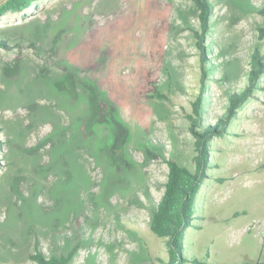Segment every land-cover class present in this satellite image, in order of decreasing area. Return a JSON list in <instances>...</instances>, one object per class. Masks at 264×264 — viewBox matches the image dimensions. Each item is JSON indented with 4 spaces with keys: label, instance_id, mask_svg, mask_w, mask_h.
<instances>
[{
    "label": "rangeland",
    "instance_id": "374dc122",
    "mask_svg": "<svg viewBox=\"0 0 264 264\" xmlns=\"http://www.w3.org/2000/svg\"><path fill=\"white\" fill-rule=\"evenodd\" d=\"M212 71L203 123L214 124L230 92L246 85L264 0H209ZM173 7L160 88L144 132L107 96V61L82 72L65 56L125 0H40L0 18V264H34L29 255L66 254L71 264H168V247L150 230L171 158L194 171V137L185 117L199 86V50L190 27L198 10ZM35 43L33 47L31 44ZM264 85V75L262 76ZM107 105L105 113L100 104ZM212 169L186 233L189 257L209 264H264V90L214 138ZM255 225V226H254Z\"/></svg>",
    "mask_w": 264,
    "mask_h": 264
},
{
    "label": "trees",
    "instance_id": "16d2710c",
    "mask_svg": "<svg viewBox=\"0 0 264 264\" xmlns=\"http://www.w3.org/2000/svg\"><path fill=\"white\" fill-rule=\"evenodd\" d=\"M39 1L0 0V18L6 14L23 13ZM184 1L192 2L198 10V26L189 29L199 50V86L194 99L190 100L191 112L185 113L195 140V169L192 171L171 158L165 160L167 180L162 196L154 203L150 230L165 240L168 264H209L194 255L189 257L186 233L195 220L196 197L212 169V140L227 136L246 102L255 97L257 91L264 90V50L255 49L251 54L246 85L228 94L224 112L217 116L214 124L204 125L207 87L213 66L207 58L211 48L206 39L211 31L214 6L209 0ZM172 11L173 7L163 4L162 0H125L121 13L93 25L65 56L69 64L82 72L96 70L99 60L104 58L107 61L104 84L108 99L146 133L150 130L153 115L149 102L170 100L169 94L160 88L159 73L165 62ZM256 11L264 17V8H256ZM258 37L264 39V26L259 27ZM31 45L34 47L35 43ZM0 49H9L6 40H0ZM106 109L107 105L101 103L100 112L105 113ZM79 248V244H75L66 254H49L42 251L37 240L29 259L34 264H71Z\"/></svg>",
    "mask_w": 264,
    "mask_h": 264
},
{
    "label": "built area",
    "instance_id": "2783aa9c",
    "mask_svg": "<svg viewBox=\"0 0 264 264\" xmlns=\"http://www.w3.org/2000/svg\"><path fill=\"white\" fill-rule=\"evenodd\" d=\"M255 226V225H254Z\"/></svg>",
    "mask_w": 264,
    "mask_h": 264
}]
</instances>
